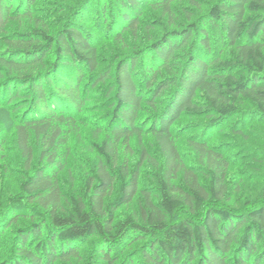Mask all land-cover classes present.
Returning <instances> with one entry per match:
<instances>
[{
	"label": "trees",
	"instance_id": "16d2710c",
	"mask_svg": "<svg viewBox=\"0 0 264 264\" xmlns=\"http://www.w3.org/2000/svg\"><path fill=\"white\" fill-rule=\"evenodd\" d=\"M96 1L51 31L38 21L11 29L33 18L39 0H0V108L13 114L24 167L36 161L34 139L46 158L0 206V264L87 261V246L93 264H264V198L241 209L226 205L229 159L204 133L189 135L197 172L182 156L185 131L176 125L205 117L221 129L244 102L264 115V0H212L184 21L173 6L183 0ZM148 8L171 29L103 65L101 34L116 27V41L137 37ZM90 105L104 111V135L93 143L98 160L85 194L66 199L58 150ZM146 163L156 168L157 186L141 183ZM184 206L192 215L177 219Z\"/></svg>",
	"mask_w": 264,
	"mask_h": 264
},
{
	"label": "rangeland",
	"instance_id": "374dc122",
	"mask_svg": "<svg viewBox=\"0 0 264 264\" xmlns=\"http://www.w3.org/2000/svg\"><path fill=\"white\" fill-rule=\"evenodd\" d=\"M87 1L39 0L33 18L13 21L11 29L33 28L38 24V21L46 25L51 31H57L73 19L76 12L82 10V6L88 3ZM209 1L212 0H200L201 7L199 8L192 6L186 0L180 3L175 2L173 6L178 14L177 20L184 21L188 15L197 16L196 14L201 9L206 11V5ZM142 20L143 24L140 26L137 37H132L126 33L127 38L124 42L116 41L114 35L111 34L116 31V27L106 31L105 34L104 32L101 34V40L98 42L103 65H110L119 55H126L134 50H145L151 44L152 39H157L159 35L171 29V24L160 10L148 8ZM83 23L96 30L94 24H88L84 21ZM4 45L3 34H1L0 48ZM95 91L99 92L101 88H95ZM97 101L101 100L97 99ZM240 107L238 116L228 120L221 129L219 127L209 128V121L205 117L186 116L176 124L182 132L185 131L179 138L182 156L186 164L197 172H199L200 166L196 152L187 142L189 135L200 136L204 133L203 136L210 138V143L221 150L229 159L228 192L224 203L234 209H241L247 203H254L264 198V115L260 114L251 103L244 102ZM101 108L102 105L86 107V112L78 119L76 131L74 130L69 134L68 142L58 150L64 166L59 174V179L66 199L71 196L84 195L86 192V180L91 173V164L98 160L93 143L97 140V136L101 139L104 135V133H99V126L105 123V121L100 120L104 113ZM146 113L147 111L145 115ZM12 120L11 110L0 108V133L5 136L4 140L6 139L5 144L0 149V206L10 195L20 191L21 183L26 175L43 168L46 164V158H40V143L34 139L33 144L37 149L36 161L31 170L24 167ZM207 128L211 130H206ZM145 142L149 151L159 160H162L163 156L157 141L151 135H147ZM133 144L136 152L131 163L135 164L139 158V146L136 140L133 141ZM155 171L156 168L149 163L143 166L141 179L143 186H157ZM201 178L205 181L203 176ZM179 183H182V178ZM190 215L192 213L189 208L184 206L177 212L176 218ZM87 247V261L60 262L58 264H93L92 259H90V252L94 253V250L90 246Z\"/></svg>",
	"mask_w": 264,
	"mask_h": 264
}]
</instances>
